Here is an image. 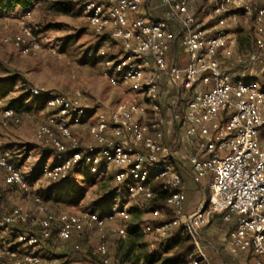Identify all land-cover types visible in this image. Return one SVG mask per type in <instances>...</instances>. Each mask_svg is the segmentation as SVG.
Wrapping results in <instances>:
<instances>
[{
	"label": "built area",
	"instance_id": "1",
	"mask_svg": "<svg viewBox=\"0 0 264 264\" xmlns=\"http://www.w3.org/2000/svg\"><path fill=\"white\" fill-rule=\"evenodd\" d=\"M148 0H74L83 17L97 35H109L118 45L119 54L102 64V76L112 87L128 88L141 102L120 103L107 110L37 85L28 92L39 98L51 113L37 131V139L53 148L56 162L44 164L41 175L54 182L67 181L78 168L88 167L100 179L113 178L115 192L112 209L101 215L87 211L47 216L42 199L33 196L36 212L43 216L39 234H17L12 243H0V255L20 258L22 264H41L36 249L51 239L65 242L85 231L119 222L120 241L128 239L129 205L137 198H154L152 183L160 181L167 188L166 204L175 211L172 220L166 213L151 212L144 231L161 240L176 228H185L194 243V251L181 264H213L203 249L200 230L219 215L233 224L231 246L246 253L252 251L256 264H264V85L227 72L222 64L235 58L234 41L228 31L226 14L230 8L253 18L255 51L240 64L251 66L264 53V0H209L214 3L216 24L204 28L196 17V0H160L166 11L156 20L141 16ZM33 11H23L17 18L18 32L4 38L24 56H34L42 45L34 34ZM181 38L187 63L180 68L169 64L167 56ZM165 78L175 98L174 112L184 111L181 124L185 135L198 134L197 154L189 160L194 181L210 177V195L193 214L183 218L186 201L182 179L174 167L173 147L164 142L166 120L161 112V81ZM264 80V75H263ZM199 87L201 89H199ZM148 110L153 118L148 119ZM3 124L20 123L11 109L2 112ZM176 117H179L177 114ZM85 128L92 143L83 146L76 130ZM0 170L7 186L28 191L29 186L9 155H0ZM62 183V184H63ZM63 184V185H64ZM117 207V204L120 203ZM30 216L13 209L3 218V225H24ZM93 254L103 264H110L108 242L102 238Z\"/></svg>",
	"mask_w": 264,
	"mask_h": 264
},
{
	"label": "rangeland",
	"instance_id": "2",
	"mask_svg": "<svg viewBox=\"0 0 264 264\" xmlns=\"http://www.w3.org/2000/svg\"><path fill=\"white\" fill-rule=\"evenodd\" d=\"M58 1L43 0L33 10L32 24L35 28V37L42 45L41 51L34 56H24L14 47L4 44V38L13 37L18 32L15 21L18 16L0 17V155L8 154L10 162L17 167L29 184L28 191L7 186L4 182V173L0 170V243L14 242L17 234L30 236L39 234V222L43 216L36 212L34 195L41 197L45 208L44 215L80 214L102 208L101 202L112 187L110 177L100 179L85 166L70 173L65 184L62 181L54 183L41 175L39 168L42 165H52L56 162L55 150L37 139L38 129L51 113L43 102L33 103L35 99L28 96L29 87L37 85L45 90L79 96L84 103L102 110L120 103H140L142 100L128 88L109 85L102 76L100 64L90 67L78 63L74 49L80 54L92 51L100 36L94 33L81 10L74 4L71 5L69 13L56 11L53 6ZM214 6L209 0L195 1L194 12L197 15V12L201 11V16H197L204 28H209L217 22L213 13ZM226 18L228 31L235 41V55L246 61L254 50V20L233 8L229 9ZM107 47L111 55L119 54L116 43L109 41ZM262 61L264 53L255 66L264 65L260 63ZM241 66L237 69L250 68L246 63ZM24 96L29 97L27 106L31 109L20 115L18 125L9 123L4 126L3 110L8 108L12 101ZM88 137L87 130L81 128L77 138L83 146L92 143L88 142ZM121 203H118L117 207ZM128 208L131 218L127 224L134 233L128 232L126 241L117 238L116 231L120 223H109L101 229L85 231L82 235L76 236L72 245L53 239L47 243L54 245L46 249L42 243L36 249L41 264H53L55 260H57L55 264H71L79 255L85 256L83 264H100L98 260L91 258L89 253L94 251L102 238L108 242L110 264H141L140 259L145 254L157 250L161 240L141 229L150 219L147 210L136 207L134 201ZM13 209L26 212L30 216L29 221L14 227L3 225V218ZM76 245L78 250L75 249ZM63 251L70 254H63ZM20 260V258L11 260L5 255H0V264H22Z\"/></svg>",
	"mask_w": 264,
	"mask_h": 264
},
{
	"label": "crops",
	"instance_id": "3",
	"mask_svg": "<svg viewBox=\"0 0 264 264\" xmlns=\"http://www.w3.org/2000/svg\"><path fill=\"white\" fill-rule=\"evenodd\" d=\"M166 8L163 6L160 0H148L142 7L141 16L146 20H156L163 16ZM23 10L16 9L11 13V16H19ZM18 18V17H17ZM17 18L15 19L17 23ZM231 39L232 35L230 34ZM235 43V41H234ZM235 44H234V54H235ZM233 60V61H231ZM225 60L222 62L225 70L236 76H241L246 80H254L263 83L264 75V65H259L258 67L254 65L249 66V69L238 70V67H242L240 63L236 61V55L234 59ZM167 62L169 64L176 63L180 68H184L187 63V54L186 49L181 38L177 39L173 44L171 50L167 56ZM264 64V61L260 62ZM257 64V63H256ZM255 66V67H253ZM102 69V66H101ZM167 80L163 78L161 81V100L163 109L162 114L165 117V139L164 142L173 147L174 151V167L177 173L182 179V184L184 192L186 195V201L183 205L182 216L183 218L195 213L200 206H202L210 195L209 184L210 177H206L201 180L200 183H196L193 178V174L190 169L189 160L190 158L197 154V143L200 141L201 137L196 134L193 137H188L185 135L184 126L181 124L184 117V111L174 112L170 109V103L175 98L173 91L166 84ZM199 89H201L199 87ZM151 112V110H149ZM179 117H176V115ZM153 118V113H148V120L150 121ZM80 129L76 130L78 135ZM88 142H92L90 137L87 138ZM136 207L139 209H145L146 203L141 198L134 200ZM147 216L151 220V212L147 213ZM148 220V221H149ZM109 224V223H108ZM144 226V225H143ZM142 226V231L144 227ZM233 231V224L225 222L221 216H213L204 228L200 230V234L203 240V249L207 257L213 264H256V256L252 251L242 253L231 246V233ZM161 240V239H160ZM58 241V240H57ZM52 242V241H51ZM62 242V241H60ZM73 242V241H72ZM72 242H69V244ZM76 243V242H75ZM74 243V245H75ZM162 243V240H161ZM160 243V244H161ZM52 244H45L43 248L49 249ZM77 248V245L75 246ZM153 247V246H152ZM60 251V250H58ZM36 254L38 252L36 251ZM63 254H70V252H64ZM74 257L75 254H73ZM85 257V256H84ZM83 255H79L71 264H83L84 263ZM144 257V256H143ZM141 264H144L143 258L139 261ZM42 263V261H41ZM57 263V260L53 264Z\"/></svg>",
	"mask_w": 264,
	"mask_h": 264
},
{
	"label": "trees",
	"instance_id": "4",
	"mask_svg": "<svg viewBox=\"0 0 264 264\" xmlns=\"http://www.w3.org/2000/svg\"><path fill=\"white\" fill-rule=\"evenodd\" d=\"M43 0H0V17L4 15H10L11 13L16 10H23V11H33L35 6ZM74 4L76 7L74 0H59L58 2L54 3L53 8L56 11L63 12V13H69L71 10V5ZM198 16H201V11L199 10L197 12ZM196 17L198 18V16ZM36 35V33L34 32ZM100 40L98 41L97 45L93 48L92 51H87L83 54H80L79 52H76L77 49H74V52L77 53L78 57V63L80 65H86L90 67H96L97 65H101L108 59H111L113 55L110 54L109 47H107V43L109 41L116 43L109 35H99ZM117 44V43H116ZM255 41H254V50L255 51ZM28 92V91H27ZM28 96L32 97L30 93L28 92ZM28 96L21 97L17 100H14L10 103L7 109L13 110L19 117L22 115V113L29 111L31 108L30 106H27V101L29 100ZM34 98V97H32ZM33 103H37V101H41L39 98H34ZM42 102V101H41ZM163 109H161V112ZM148 113L151 112L148 110ZM43 166V165H42ZM39 168L41 172V168ZM78 168L77 170H79ZM75 170V171H77ZM72 173V172H71ZM111 178L112 187H110L109 192L107 193L106 197L103 198L102 208H99L98 212L101 215H104L108 213L113 205H114V199L116 197L115 192L113 191L114 184H113V178ZM27 182V181H26ZM28 184V182H27ZM29 186V184H28ZM152 192L154 194V198L146 203L145 210L147 212H152L154 210H158L162 213H166L167 217L166 220H172L175 216V211L168 207L166 204L167 197L169 196V192L167 188L163 185L162 182L156 181L152 183ZM132 208L130 211L132 212ZM159 221H146L143 225L146 226L147 223H158ZM129 223V222H128ZM128 232L134 233V230H132L131 227L128 226ZM76 236H73L70 240L65 241L63 243H69L72 242L73 239ZM53 239H57L56 231L53 232L51 239L44 242V244H47V242H51ZM60 241V240H58ZM76 250L78 248L75 247ZM194 251V243L189 235V233L186 231L185 228H176L172 231L169 237H167L165 240H162V243L160 244L159 248L157 250H154L151 253L145 254L143 257L144 264H181L187 260V258L193 253ZM89 256L93 258L94 260H98L100 264H103L101 259L93 254V252L89 253Z\"/></svg>",
	"mask_w": 264,
	"mask_h": 264
}]
</instances>
